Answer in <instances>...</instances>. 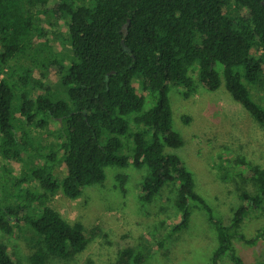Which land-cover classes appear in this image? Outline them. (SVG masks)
<instances>
[{
	"label": "trees",
	"instance_id": "1",
	"mask_svg": "<svg viewBox=\"0 0 264 264\" xmlns=\"http://www.w3.org/2000/svg\"><path fill=\"white\" fill-rule=\"evenodd\" d=\"M54 37L68 52L53 51ZM0 42V231L29 228L37 238L33 264L84 249L82 223L49 203L58 193L78 198L103 181L110 165L145 167L138 200H169L180 216L172 233L187 226L191 205L205 210L216 241L210 264H223V257L247 264L234 242L264 244V221L251 235L243 230L251 211L264 212V166L222 152L221 166L252 187L237 192L225 223L195 192L181 160L165 150L182 144L171 127L170 85L187 97L222 81L264 130V103L244 84L263 77L264 0H0ZM146 98L153 104L145 109ZM14 162L22 165L18 173ZM57 163L64 167L59 178ZM144 258L129 245L117 251L115 264ZM0 264H21L3 241Z\"/></svg>",
	"mask_w": 264,
	"mask_h": 264
},
{
	"label": "rangeland",
	"instance_id": "2",
	"mask_svg": "<svg viewBox=\"0 0 264 264\" xmlns=\"http://www.w3.org/2000/svg\"><path fill=\"white\" fill-rule=\"evenodd\" d=\"M60 33L65 31L60 28ZM51 44L53 51L64 49L68 52V44L62 47L56 37ZM263 79L264 72L259 83L250 86L244 82L251 96L261 103H264ZM135 86L140 91L137 82ZM181 89L170 85L167 97L171 127L180 135L182 144L165 150L181 160L192 175L195 192L204 199L214 216L227 223L232 208L239 202L237 192L252 190V187L248 179L243 180L235 174L236 169L221 166L220 157L222 152L239 154L264 166V130L232 100L222 81L213 91L197 86L196 92L187 97H182ZM152 104L153 99L146 98L143 108ZM184 115L189 117L188 122L182 120ZM13 166V173L22 168L20 162H14ZM63 173L64 167L57 163L55 177ZM144 174L145 167L110 165L104 168L103 181L84 187L78 198H65L60 193L54 196L50 206L67 220L80 221L87 242L84 249L69 258L50 257L44 264H115L117 251L129 245L144 251L141 264H210L216 241L205 210L191 205L187 226L172 233L171 226L180 216L169 200L164 196H156L146 204L138 200V184ZM117 175L121 178H116ZM263 221L264 212L253 210L245 219L243 230L251 235ZM36 239L26 227L12 235L0 231V241L6 243L21 264H33L29 251ZM158 242L162 243L161 247ZM234 243L247 264L264 258L263 242L254 246L240 241ZM222 262L231 264L225 257Z\"/></svg>",
	"mask_w": 264,
	"mask_h": 264
}]
</instances>
